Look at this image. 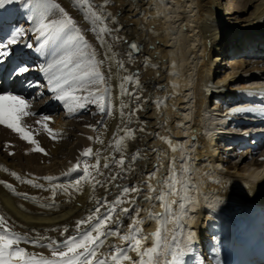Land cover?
<instances>
[{
  "label": "bare ground",
  "instance_id": "bare-ground-1",
  "mask_svg": "<svg viewBox=\"0 0 264 264\" xmlns=\"http://www.w3.org/2000/svg\"><path fill=\"white\" fill-rule=\"evenodd\" d=\"M23 2L0 7V31ZM224 2L47 0L39 13L32 5L19 12L27 33L45 16V22L67 19L55 5L80 22L75 24L96 55L99 78L83 85L84 91L66 88L70 95L58 100L62 93L51 91L39 69L28 74L39 89L25 90L8 82L7 62L0 66V92L23 94L29 104L18 122L23 131L0 124V234L20 237L14 250L24 248L29 261L61 258L53 253L63 241L77 242L110 210L92 233L96 243L88 251H96L88 264H170L172 251H192L193 225L203 245L199 261L210 263L215 255L207 237L223 229L219 217L233 234L238 217L227 210L244 211V204L264 209V161L254 160L256 149L241 140L222 136L229 132L220 114L230 107L219 104L239 97L233 83L241 74L264 75V0ZM179 21L188 32L182 40ZM66 34L50 39L39 65L72 53L76 40ZM37 35L32 41L40 44ZM223 60L234 69L216 78L214 67H224ZM98 88L104 103L90 115L78 117L76 107H67L76 94ZM244 90L264 93L263 86ZM228 145L242 150L239 162L226 155ZM245 250L237 248L236 261L251 264L244 263ZM77 251V264H83L87 252ZM233 258L228 264H237Z\"/></svg>",
  "mask_w": 264,
  "mask_h": 264
},
{
  "label": "snow or ice",
  "instance_id": "snow-or-ice-1",
  "mask_svg": "<svg viewBox=\"0 0 264 264\" xmlns=\"http://www.w3.org/2000/svg\"><path fill=\"white\" fill-rule=\"evenodd\" d=\"M10 2H14V0H0V7ZM24 3L26 6L32 5L36 8L37 13H39V6L45 5L47 0H24ZM55 7L59 8L67 19L60 21L50 19L48 22H45V16V18L40 19L33 33H26L21 28L17 29L9 39L0 42V66H4L7 62L9 66L5 67L4 71L7 72L8 78L13 80L14 83L18 82L19 86L25 90L29 88L39 89L40 82L33 81L28 76L30 72L39 69L48 77L47 85L51 86V91L55 93L59 90L62 93L56 98L58 100H65L66 97L70 95V93L65 90L66 88H78L84 91L83 85L90 84L93 80L98 79V74L90 72L88 70L89 66H85L78 60L73 59L71 55L58 57L55 61L51 63L46 62L44 65L31 64L24 59V57L29 54L28 50H33L35 48L34 44L30 41H25L22 45V49L18 53L14 54L13 52L14 46L20 42L22 36L38 34L36 39L41 45H44L47 44L50 39H55L61 33L66 34L67 32L76 30L74 21L68 16V13L63 8H60L59 5H55ZM133 47H135V45H133ZM36 50L38 51L39 49ZM28 107L29 104L23 94H14L13 91L8 90L0 92V124L6 125L10 129L23 131L19 128L18 122L21 116L25 114V109ZM235 111L237 113H244L252 112L254 109L238 108L235 109ZM44 119H48V117L45 116ZM24 138L28 139L27 134L24 135ZM39 151L44 150L41 148ZM13 175H15V173H13ZM35 186L40 187L38 184ZM124 191L128 190L125 189ZM107 203L106 200L103 202L105 205H107ZM181 208H183V204H181ZM95 211L99 213L100 208L97 207ZM110 215L111 211L106 210L98 219L95 227L83 233L77 242H74L75 238L63 241L58 252L54 251L53 253L61 257L58 264H77L80 255L77 250L81 248L85 249L87 252L83 264H88V257L95 255L96 251L95 248L88 251L89 246L96 243V237H94L92 233L93 231L99 232L100 228L103 227V220L108 219ZM88 219H91V217ZM79 223L81 222H78V224ZM112 234V232H108L106 236ZM188 239L191 244L192 236H189ZM19 240L20 237L12 238L10 235L0 234V264H33L32 261L26 258L24 248L18 247L14 250L13 246L18 245ZM170 255V264H184V257L187 254L181 253L177 255L175 251H172ZM127 258L128 257H125V259ZM46 264H52V262H46Z\"/></svg>",
  "mask_w": 264,
  "mask_h": 264
},
{
  "label": "rangeland",
  "instance_id": "rangeland-1",
  "mask_svg": "<svg viewBox=\"0 0 264 264\" xmlns=\"http://www.w3.org/2000/svg\"><path fill=\"white\" fill-rule=\"evenodd\" d=\"M226 1L227 0H225V2L224 3H226ZM172 4H174L173 6L175 7V9L177 8L176 6V3H174V2H172ZM17 6H19V7H17L18 8V10L19 9H21V8H23V7H25L26 5H25V3L23 2V3H18L17 4ZM29 6V5H28ZM17 8H15L16 10H17ZM15 9H13V11L12 12H14L15 11ZM18 16H20V15H17V17ZM22 18H24V17H22L21 16V18L19 19V22L20 21H22V20H24V19H22ZM17 20V19H16ZM73 20V19H72ZM14 21V20H13ZM74 21V25H75V31H71V32H67V34H66V37L68 38L69 37V35L71 34V37H74L75 38V43L73 44V46L70 48V50H72L71 52L72 53H70L69 55H71L72 57H73V59H75V60H78L80 63H82L83 65H85V66H89L88 67V70L90 71V72H93L94 74H96L98 71H99V64H98V62H96L97 61V58H96V55H95V53H93V51H91L92 49H91V47L89 46L90 44L88 43L87 44V41L85 40V39H83V37L80 35V31H78V30H80V22H78L77 20H73ZM79 23V27H77L78 25H76L75 23ZM7 23H9V22H6V24ZM26 23L25 22H22L21 23V25L17 28V29H19V28H21V29H23V30H26V27H27V30L25 31L26 33L28 32V30H29V24H28V22H27V24L25 25ZM178 25L180 24V26L177 28L178 29V31H179V34H180V38H179V40H182V38L184 39V38H186V37H188V36H186V35H188L187 33V30L186 29H183V25H182V21H179L178 23H177ZM17 26V25H16ZM184 34V35H183ZM13 35V34H12ZM183 36V37H182ZM82 38V40H80ZM78 40H79V42H78ZM73 43V42H72ZM175 43H178L177 42V40L175 41ZM178 44H180V43H178ZM172 45V44H171ZM170 45V46H171ZM35 46V48L38 46H36V44L34 45ZM70 46V45H69ZM75 46H78V47H75ZM173 46V45H172ZM41 48H42V50H44V49H46V45H41ZM69 50V51H70ZM29 55V54H28ZM40 59V58H39ZM39 59H38V61H39ZM222 64L223 63H226V60L224 61H222L221 62ZM224 67H222V65H220V64H217L215 67H214V69H216L217 71H219V73L217 74V77L216 78H219V77H222L225 73H227V72H229V71H231V70H233L234 69V66H235V64H230V63H226L225 65H223ZM219 67V68H218ZM38 72V71H37ZM36 72V73H37ZM241 76V77H240ZM236 80H235V82L233 83L234 85H235V90H240V89H242L243 88V86H244V88L245 87H250V86H263V81H264V75H259L258 74V72H255V73H252V74H241ZM249 78H248V77ZM253 76V77H252ZM254 76H255V78H254ZM246 78H248V79H246ZM251 78V79H250ZM239 79V80H238ZM257 84H260V85H257ZM238 85V86H237ZM264 87V86H263ZM233 88V89H234ZM100 90L101 89H92V90H89V91H85V92H81V93H79V94H76L75 96H74V98L72 99V101H70L69 102V104H68V106L67 107H71L72 106V108H73V106L74 107H76L75 109H74V111L75 112H78V117H80V116H87V115H90L91 114V111L93 110V106H100L101 107V105H103V103H104V98H103V96L101 95V92H100ZM240 95H239V99L238 98H235V97H233V96H228V98H226V100L225 101H221V102H219V104H221V105H223V108H226V107H230V109L229 110H227V111H225V112H223L222 114H220V116H224V114L226 115V118H229L231 115H233V112L235 111V109H238V108H251L252 109V106H254L253 104H251L250 102V98H246V94H244V93H242V92H240L239 93ZM248 97V96H247ZM261 100H262V103H264V98L262 97V98H260ZM188 100H190L191 101V99H187L186 101H185V105H188V103L190 102H187ZM215 100H216V96H215ZM241 102L242 103V105L243 106H245V107H239V106H237V107H234V108H232L234 105H231V104H233V103H235V102ZM225 104V105H224ZM70 105V106H69ZM259 105H260V103H256V108H255V111H258V109H260V107H259ZM72 108H70V110H72ZM85 112H83L82 110ZM59 112H61V111H59ZM97 112H99L101 115H103L104 114V112H103V110L101 109V108H98V110H97ZM77 117V118H78ZM178 117V116H177ZM223 118H225V116L223 117ZM226 118L224 119V121L226 120ZM228 120V119H227ZM67 121V120H66ZM66 123V122H65ZM233 127V128H232ZM234 127H236V126H234V125H231V126H229V127H227V131L229 132V133H225V134H223L222 136H224L225 138H237V139H241V138H244V136H245V138H247V134L249 133V132H243V133H245V134H242V133H235L236 132V130H237V128H234ZM238 131V130H237ZM260 132H258V134H264V131L263 130H259ZM231 132V133H230ZM36 133L38 134V131L36 130ZM235 133V134H234ZM206 137H207V135H206ZM250 139V138H249ZM226 140H228V139H226ZM225 140V141H226ZM252 140V139H251ZM183 141H186L185 139L183 140ZM229 142V143H228ZM227 143L229 144V145H231L230 143H232V141H231V139H229V141H228ZM229 145L228 146H225L226 148H228L227 150H229L228 152H227V154L226 155H228L229 157H230V159H231V161L233 162V163H236V162H239L240 161V158H241V153H242V150L240 151V149L239 150H235V152L233 151V150H231L232 149V147H230L229 148ZM231 146H233V145H231ZM244 151V150H243ZM253 153H254V155H253V157H254V160H256L257 162H261V161H264V159H261V158H264V146H260L258 149H256V150H253ZM84 160V159H83ZM117 225L116 226H118V224H119V222H117L116 223ZM220 230V229H219ZM213 231L212 232V234L211 235H209L207 238H210V242H211V247H212V249L211 250H213L214 251V254H216L215 252V250H217V246L219 245V246H221L223 243H220V239H219V237L220 236H222V233L220 232V231ZM217 255V254H216Z\"/></svg>",
  "mask_w": 264,
  "mask_h": 264
},
{
  "label": "water",
  "instance_id": "water-1",
  "mask_svg": "<svg viewBox=\"0 0 264 264\" xmlns=\"http://www.w3.org/2000/svg\"><path fill=\"white\" fill-rule=\"evenodd\" d=\"M133 45H135L134 43H131L130 47L133 49V50H137V47L135 45V47H133Z\"/></svg>",
  "mask_w": 264,
  "mask_h": 264
}]
</instances>
